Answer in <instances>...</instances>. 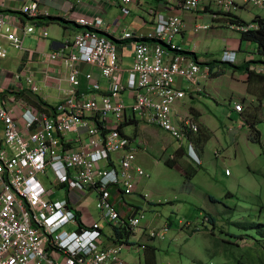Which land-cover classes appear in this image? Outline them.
I'll return each instance as SVG.
<instances>
[{
	"label": "built area",
	"instance_id": "1",
	"mask_svg": "<svg viewBox=\"0 0 264 264\" xmlns=\"http://www.w3.org/2000/svg\"><path fill=\"white\" fill-rule=\"evenodd\" d=\"M120 2L124 15H129L130 5L141 4V0ZM158 2L159 9L150 11L154 30L139 38L149 41L132 45L130 69L120 64L118 45L100 31L104 21L81 18L77 24L82 30L48 55L69 72L70 90L62 101L50 107L29 104L19 113L2 98L0 88V264H131L122 257L129 245H103L102 224L112 231L125 225L135 231L144 218L141 208L131 207V196L137 180L150 177L136 163L138 153L149 145L128 134V125L142 123L169 133L201 165L191 139L200 125L193 116L176 113L175 107L188 95L205 93L201 81L209 80L214 69L203 67L174 42L186 30L182 13L207 11L214 3L239 34L264 32V0ZM251 8L262 13L255 12L250 21L239 20V12ZM43 15L49 13L41 11L38 0H26L18 12H7L0 2V60L8 57V48L23 51L24 38L36 33L40 24L34 21ZM208 29L194 22L191 32ZM39 36L48 37L44 27ZM233 55L236 52L224 50L220 61L235 64ZM86 66L98 71L100 79L84 73ZM250 71L264 74V67ZM26 81L33 92L38 91L30 76ZM234 111L243 113V105L236 103ZM68 134L75 138L67 139ZM58 190L66 191V199L54 198ZM142 198L147 201L150 196ZM123 210H128L127 217ZM92 211L99 212L100 220L92 217ZM169 230L167 223L147 233L150 240H165Z\"/></svg>",
	"mask_w": 264,
	"mask_h": 264
},
{
	"label": "rangeland",
	"instance_id": "2",
	"mask_svg": "<svg viewBox=\"0 0 264 264\" xmlns=\"http://www.w3.org/2000/svg\"><path fill=\"white\" fill-rule=\"evenodd\" d=\"M209 8L211 10L196 14L182 13L188 43L184 48L195 52L203 67L207 63L214 64L213 69L217 73L213 75L219 74L210 80L201 81L205 93L198 95L195 102L187 101L186 98L181 100L186 103V106L180 107L181 111L187 112L191 105L197 108L202 113V120L212 130L211 138L203 143L201 166L188 157L179 158L173 166L168 164L169 155L180 147V142L165 131L148 127L138 136L145 139L149 146L147 151L138 153L136 163L150 177L138 179L137 182L142 196L147 194L150 198L146 201L139 194L131 198V202L144 211V218L134 232L142 234V231L160 229L170 224L165 240L150 241L156 247V259L151 264H237L238 260L242 264H249L244 256L254 246L256 231L247 227L248 217L264 221V97L261 102L257 99L256 91L251 90L255 85H250L252 88L247 90L245 81L241 80L242 72L233 71L229 66L217 62L228 42L240 39V34L230 28L228 18L220 13L216 4L212 3ZM152 9H159L158 0H142L140 6L131 10V16L146 19V29H152L155 27L150 22ZM249 12L240 11L239 16L250 21L255 12L262 13L253 8ZM215 15L220 16V19L215 18ZM196 21L209 29L192 34L191 28ZM179 38L174 41L178 45L181 44ZM31 43L26 40L24 45ZM245 46L246 42H243ZM252 48L256 50L257 47L252 45ZM10 49L6 61L16 63L11 59L15 51ZM241 57L243 54H240ZM124 65L129 68L133 63L125 62ZM261 66L264 67V64ZM8 75V83L14 85V76ZM27 85L23 76L20 86L28 94L35 95L31 86ZM236 103L243 105L244 118L234 111ZM249 122H255L261 133V143L249 139ZM136 130L134 124L125 127L128 134L134 135ZM66 138L75 137L68 134ZM187 163L192 167L191 170L196 171L191 177L186 176ZM227 169L230 171L229 176H226ZM66 197L65 190L56 191L54 196L60 200ZM84 207L87 208V205ZM205 213L216 220L214 232H211L213 225L210 222H203ZM122 216L127 217L128 210H123ZM92 217L100 220L99 212L92 211ZM102 224L107 233L112 232L104 222ZM246 235L248 239H238ZM140 242L135 237L131 243L132 249L122 250V257L128 263L148 264ZM234 242H239V245L234 246Z\"/></svg>",
	"mask_w": 264,
	"mask_h": 264
},
{
	"label": "crops",
	"instance_id": "3",
	"mask_svg": "<svg viewBox=\"0 0 264 264\" xmlns=\"http://www.w3.org/2000/svg\"><path fill=\"white\" fill-rule=\"evenodd\" d=\"M38 1L41 11L48 12L49 16L46 17L43 15L35 20L40 25L37 26L35 34L26 36L24 38L23 51H18L13 48L11 49L8 48V50L10 49L15 51L12 53L14 58L11 59L15 60L16 63L11 62V60L6 61L8 57L4 60H0V88L1 91L5 90L4 92L1 93V96L3 99L13 104L19 113H22L24 107H26L27 105L29 104L35 105V102H37L38 99H42L48 104L55 105L66 97V93L70 90V84L67 81L69 72L61 61H52L51 59L48 58V55L58 50H61L66 42L72 40L76 35V33L82 30V28L77 24L78 19L100 18L104 21L105 24L103 27L100 28V31L103 34L107 35L110 39H112L120 48V64L125 69L131 68V67L129 68L125 67L124 65L125 62L131 63L132 61V63H134V52L132 45L140 41L148 42L149 40L147 38L139 39L140 35H147L148 33H151L154 30V27L152 29H146L148 27L145 26V23L148 22L146 19L140 20V18L138 17L136 18L134 16L133 17L131 16V10L132 11L134 10L135 6L138 5L137 3L129 6V15H124L122 12V4L120 0H83L82 2H78L77 0H54L53 2H50L49 0H38ZM0 2L5 5V9L7 12H18L21 9V7L24 4H26V0H0ZM251 16L253 18L254 15ZM51 17L58 18L62 20V22L45 20L46 18H51ZM216 18L220 19V16H217ZM40 20L44 22H41ZM150 22H152L153 26H155V21L153 20V18ZM43 27L48 32V37L46 38H41L39 36V34L42 32ZM125 33H131L135 37L130 40H125L122 37L123 34ZM179 39L184 47L188 46V43L186 41L187 39L186 30L183 32V34ZM26 40H30V42H32L31 45L25 46L24 44ZM243 42H246L245 47H243ZM252 45H255L257 47L256 50L252 48ZM224 50L236 52V55L232 56L236 62L235 65L236 64L238 65V63L240 66L251 64L249 68L255 70L256 68L261 67V64H264V55L260 53L258 45L249 41H241V37L240 39L230 40ZM192 53H194V55L198 58L195 52ZM240 54H243V57L240 58ZM238 55H239V61L237 60ZM220 58L219 60H217V62H220L221 64L222 62L220 61ZM206 65L209 66V63H207ZM5 66L8 67L6 68ZM83 71L84 73L91 72L94 74V76L97 79L98 78L100 79L99 72L93 70L91 67L86 66L83 68ZM215 73H217L216 69H214L213 74ZM7 74H9L8 76H14V79L17 74L22 78L21 80L15 79L16 83L12 85L10 84V82L8 83ZM213 74L210 79L215 78L219 75L217 74L215 76ZM23 76H25V78L30 76L31 79L33 80V84H35V86L38 87L37 92L32 91L35 95L28 94L26 90L20 86V84L23 82ZM249 77H250L249 74L243 73L241 75V80L245 81L247 90L251 89L252 86L254 87L255 85L256 87L251 89L253 92H255L258 88L260 89L263 86V82L255 81V80L250 81L251 78ZM179 84L183 85V87L186 88L185 82H179ZM82 85L83 88L87 86V83L83 78H82ZM250 85H252L251 88ZM27 87L30 86L27 85ZM196 98H197V94H191L186 97L187 101H191V102H195L196 100L194 99ZM184 101L185 100L177 103L175 107L176 113L193 116L196 122L200 125V128L202 127L203 129L206 130V134L209 137L206 140H209L211 138L212 130L202 120V115H201L202 113L192 105L187 108L188 109L187 112L181 111L180 107L186 106V103ZM243 102L246 104L245 99H243ZM238 114H241V117L244 118L242 113H238ZM134 125H136L137 127V130L134 133L137 136L143 134L148 127H151L143 124L142 125L134 124ZM240 128L242 129L243 126H241ZM0 135H1L0 136V141H1L3 137L1 132V127H0ZM191 139L194 144L193 146L195 153L199 156L202 164V158L204 156L202 147H203V143L206 142V140L200 139L198 134L192 135ZM216 154L219 155L218 152H216ZM169 156L171 157H169L167 162H170L171 160L173 165L181 157L182 158L188 157L189 159H191L188 156L187 150L182 148L181 146ZM187 164L188 166L187 165L185 166L186 173L191 172L193 175H195L196 171L191 170L192 167L190 166L189 163ZM229 175L230 173L226 174V176ZM134 194H139L140 196H142V190L139 189L138 184L136 186V192ZM133 195L131 196V198H133ZM132 206L133 207L136 206L134 202H131V207ZM147 228H149V226H147ZM147 228L145 229L147 230ZM135 234L137 233L134 232V235L132 237L133 238L136 237L141 241L140 246L150 247L149 250H147V248L143 249L146 262L148 260H150V262H152V260H155L156 252L152 251L151 249L156 247L154 244L150 243V241L152 240L149 239L147 231L146 232L142 231V234L140 232L137 235ZM131 238L129 239L130 247L126 248L128 250L132 249L131 243L133 241V238L132 239ZM114 241L115 238L113 237V232L111 233L106 232L103 240V245L105 247L112 246L115 244ZM141 250L142 248H140V251ZM153 253L155 256H153ZM153 257L155 258L152 259Z\"/></svg>",
	"mask_w": 264,
	"mask_h": 264
},
{
	"label": "trees",
	"instance_id": "4",
	"mask_svg": "<svg viewBox=\"0 0 264 264\" xmlns=\"http://www.w3.org/2000/svg\"><path fill=\"white\" fill-rule=\"evenodd\" d=\"M210 8H207V11H209ZM224 14V13H223ZM227 15V14H224ZM45 20L47 21H57V22H62V20L58 19V18H46ZM229 20L231 22H234V20H231L229 18ZM239 20H241L242 22H245V20L241 19L239 17ZM256 20V19H255ZM41 22H44L42 20H40ZM33 22V20H32ZM36 22V21H34ZM38 23V22H36ZM241 37V41H249L252 43H255L258 45L259 51L262 55H264V32L262 31H257V32H251L249 34H240ZM146 41V40H144ZM187 54H192L194 55V53L192 52H186ZM195 56V55H194ZM196 57V56H195ZM217 64V62H216ZM224 64L225 66H229L231 69H233V71H240L242 73L245 74H249L251 78L250 81L255 80V81H260L263 82V86L259 89L256 90V96L257 99L261 102L263 97H264V74L259 73V72H255V71H250V65L251 64H246L243 66H234V64L231 63H221ZM210 68L213 69L214 68V64H209ZM35 105L38 106H48L50 107L51 105L48 104L47 102L43 101L42 99H38L37 102H35ZM129 124V123H127ZM249 129L251 131L250 135H249V139L253 142H257V143H261V133L260 131L256 128L255 122H249L248 123ZM199 138L202 140H206L208 139V135L206 134V130L203 129L202 127L200 128L199 131ZM168 164H170L171 166H173L172 162H168ZM187 177H191L193 176V174L191 172H187L186 173ZM211 200H214L213 197H211ZM208 221L210 222L213 227L211 232H214L215 230V219L208 215V214H204L203 215V222ZM247 227L254 229L256 231V237L253 239L254 241V246L249 249L250 252L245 254V260L247 262H249V264H254V262L257 264H264V221L261 220H255L253 216H249L248 220H247ZM113 237L115 238L114 243L117 245H129V239L134 235V231L130 228L129 225H125V226H120V227H114L113 228ZM249 236H239L238 239H248ZM239 243V242H238ZM237 242H234V246L235 245H239ZM149 250L150 247H145L144 249ZM152 248V247H151ZM152 251L156 252V248H152ZM153 256L154 253H153ZM258 257V258H257ZM155 257H153L152 259H154ZM258 259V261L256 260ZM154 260H152L153 262ZM152 262H150V260L147 261L148 264H151ZM237 264H242L241 260H238Z\"/></svg>",
	"mask_w": 264,
	"mask_h": 264
}]
</instances>
